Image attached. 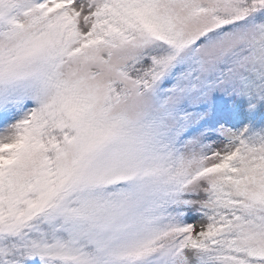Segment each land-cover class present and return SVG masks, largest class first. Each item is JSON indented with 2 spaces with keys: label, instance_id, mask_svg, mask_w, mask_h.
<instances>
[{
  "label": "snow or ice",
  "instance_id": "1",
  "mask_svg": "<svg viewBox=\"0 0 264 264\" xmlns=\"http://www.w3.org/2000/svg\"><path fill=\"white\" fill-rule=\"evenodd\" d=\"M0 264H264V0H0Z\"/></svg>",
  "mask_w": 264,
  "mask_h": 264
}]
</instances>
